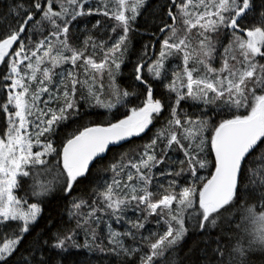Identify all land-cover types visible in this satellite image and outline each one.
I'll return each instance as SVG.
<instances>
[{"label":"snow or ice","instance_id":"1","mask_svg":"<svg viewBox=\"0 0 264 264\" xmlns=\"http://www.w3.org/2000/svg\"><path fill=\"white\" fill-rule=\"evenodd\" d=\"M82 251L264 264V0L0 12V264Z\"/></svg>","mask_w":264,"mask_h":264},{"label":"trees","instance_id":"2","mask_svg":"<svg viewBox=\"0 0 264 264\" xmlns=\"http://www.w3.org/2000/svg\"><path fill=\"white\" fill-rule=\"evenodd\" d=\"M11 0H0V12L4 11L7 7V4L10 3ZM144 42L143 38L141 36H134L133 37V46L136 49H139L142 46V43ZM127 72V70H126ZM103 112L102 109L96 110ZM191 111H195V109H192ZM93 119H96L95 116L92 117ZM147 138H145L146 140ZM144 141H141L139 139L136 140V145L143 143ZM136 145H130L127 147H136ZM51 177L48 175H41V180H48ZM53 204H55V201H53ZM81 242H83V238L81 237ZM106 243V241H105ZM112 259H114L111 256L106 257L105 254L100 252H93L88 253L87 251H82L80 253H74L73 255L68 257L69 261H77L79 264H111Z\"/></svg>","mask_w":264,"mask_h":264}]
</instances>
